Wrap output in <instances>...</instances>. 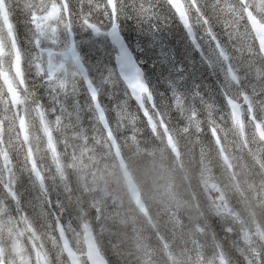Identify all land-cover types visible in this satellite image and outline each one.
Segmentation results:
<instances>
[{
  "label": "trees",
  "instance_id": "obj_1",
  "mask_svg": "<svg viewBox=\"0 0 264 264\" xmlns=\"http://www.w3.org/2000/svg\"><path fill=\"white\" fill-rule=\"evenodd\" d=\"M68 1L71 15L74 16L77 14L76 5L81 0ZM205 1L213 3L214 0ZM219 2L220 0L209 11L211 21L217 22L219 18L220 7L217 6ZM99 10V7L97 10L95 9L93 16H97V19L102 23L103 19L99 17ZM106 10L107 22H109L110 14L107 7ZM200 10V8L199 11L192 10L193 19L204 13V9ZM117 17L123 35L136 52L141 66L146 71L152 93L155 96L156 106L163 114L182 151L184 165L182 164V169H179L174 166L175 161L164 145L161 132H153L148 122L141 117L137 120L138 128L133 131L122 132L123 139L127 143H131L132 133L136 132V145L134 146L132 143L130 145L132 148H139L141 153L137 157H132L124 150L123 155L130 175L143 188L144 192L146 191L147 195L150 193L152 195L155 189L153 186L159 187L161 183L171 188L169 197L165 200H160L161 197L158 194L153 197V200H148L152 207L151 216L158 221V228L165 231V233L160 232L158 234L161 264H175V258L180 250L192 241L200 240L202 236L204 248L226 253L225 257L230 264H247L248 261L240 255V248L235 244L237 241H234L233 235H231V233L238 232L237 223L231 222L229 217H226L227 212L220 211L218 213L214 210L201 185L205 178L209 186L215 187L229 212H232L234 208L242 214L247 212L241 206L238 193L230 188L231 183L227 177L224 162L222 164L217 147L213 142L214 136L209 127L210 111L209 109L206 110L209 104L204 103L207 97L209 101L212 102L213 100V103L223 109L220 104L223 99L211 84L218 86L216 74H213L209 70L211 67L199 59L185 31L165 0H117ZM195 30L196 32L199 30L197 25H195ZM218 30L222 33L225 29L219 28ZM202 32L204 33L205 30L202 29ZM215 33L217 32L209 31V34ZM198 35L200 37V34ZM177 75L180 83H178ZM169 81H172V84ZM118 84H122L121 81ZM181 84L182 86H180ZM126 93V89L122 86L118 94L127 96ZM118 98L124 105L123 98ZM185 100L186 104L189 103L188 105L185 104ZM118 103H120L119 100ZM189 107L198 113L195 115L196 120L194 122L198 127L197 130L189 126ZM118 108H120L119 105ZM183 109L186 113H183ZM116 110L118 109H114L111 114L113 119H117L115 116L118 111ZM180 118L184 119H182L183 122L180 121ZM89 119L90 117L86 121L89 122ZM92 121L94 126L91 128L99 129L98 131L101 132L96 120L93 118ZM176 123H180L178 127ZM138 129H140L139 132H137ZM97 137L106 143L104 135L99 134ZM263 154V148H258L248 154L252 158L249 159L251 163L247 164L252 166L251 169L255 173L260 172V174L254 175L252 179V184L258 188L263 186L262 178L264 181ZM157 161H162V165L157 164ZM155 172L161 173V177L156 176ZM256 198L261 199L262 196L258 195ZM176 202L177 204L173 205ZM167 224H174V226H167ZM125 255L124 252L119 253L112 250L107 252L106 257L110 264H132L131 259L124 257ZM249 262L251 264H264V243L263 246H260L258 253L249 256Z\"/></svg>",
  "mask_w": 264,
  "mask_h": 264
},
{
  "label": "rangeland",
  "instance_id": "obj_2",
  "mask_svg": "<svg viewBox=\"0 0 264 264\" xmlns=\"http://www.w3.org/2000/svg\"><path fill=\"white\" fill-rule=\"evenodd\" d=\"M104 1L106 2V0ZM217 2L218 0H214L213 3H210V6L214 7ZM220 3L221 8L219 12V18L216 23H210V21H208L206 24L203 23L204 26L202 27L201 22H203V20L201 17L198 18L199 27L205 30L204 33L202 30L200 31V44L206 50L207 56L209 55L207 45L213 47L215 54L219 55L216 57L211 54L209 59L211 64L214 66L215 73L220 79V95L228 84L233 87L237 94L240 93V89L237 86L240 74L234 75L232 73V66L237 65L242 68H247L249 66L253 67L255 74H250L244 81L250 82L248 87V92L250 95L245 97L244 94H240V98L242 100L246 101L248 99V101H250V96H255L261 91H264V59L261 56V50L258 49L255 42L253 26L250 24V20L246 21L245 19V5H248L249 8L258 13L264 19V9L262 8V6H264V0H249V2H246L245 0H237L236 4L233 2V0L231 2L226 1V3L224 0H220ZM97 6L100 8L99 14L107 20V10L104 5L100 3V0H85V13L89 15L90 19L87 20L84 16V20L89 21L92 27L94 26L92 21L93 12ZM51 10H49L47 13H50ZM56 12L58 14L59 10ZM224 17L226 18V22L224 21ZM39 23L40 22H38V24ZM228 24L231 25L229 31L226 32L224 30L221 34L216 35L209 34V31H216L219 28L225 29ZM108 27L109 25L106 22L104 27L101 29V32L103 30L107 31ZM38 28L39 26L37 25L35 27L36 32H39ZM57 28L64 29L65 25L63 22H60L57 19L55 14L50 22L46 24V29L44 32L42 31L35 36V42H26L27 47L32 46L34 51L32 52V58L34 60L31 66L33 67L34 71L41 70L53 75V83L57 86H63L64 84L69 87L78 86L79 74L70 59L69 42L67 41L65 44H62L60 39L57 36H54ZM82 28H88V26L82 25ZM48 29L49 34H47ZM86 32L87 31L79 32L82 38L86 37ZM0 33L5 39L6 32L4 31L3 24ZM98 35V28H96L94 32H91L89 37L96 38ZM8 38L11 39V36L8 35ZM6 41L7 46L3 47L0 44V48L3 50H9L10 54L14 56L17 51L13 46L18 47L20 50V40L16 42H12L10 40ZM189 42L191 43L190 40ZM236 48L241 49L242 52L238 54V56L230 55L231 52L229 50H234ZM84 49H87L86 45L83 47V50ZM9 52H7V55H9ZM86 54L89 57L93 71L98 73L97 62L91 61L93 51L88 48ZM101 54H104L103 50ZM114 54L115 49L113 47H108L105 55L106 57L111 58L112 61L109 63L107 62L105 68L111 71L112 81L117 83L120 82V79L117 75H113V71H115V67L113 66ZM8 61L9 56L3 60L4 65H0V115L5 116L6 112L10 110L16 111V117L13 123L17 128L21 127L22 131H24L29 126V119L31 116L29 118L21 116L15 104L13 105L12 103H9L6 105L3 99V93L5 89L3 79H5L4 77L7 75L11 76L12 68L17 65V58H14L13 65L9 68V70H6L5 68L8 69ZM99 62L100 61H98V63ZM224 67H229V72H224ZM214 70L212 69L213 73ZM97 75L100 76V74ZM12 84H14L13 81ZM13 89H10V91L14 92ZM49 97L52 99L58 98L60 97V94L52 93L49 95ZM235 100V102H239L237 99ZM223 101L225 103V107L228 108L224 99ZM65 109L66 107L64 105L57 106L55 101H48L42 105V111L39 114L40 119L47 118L49 120L46 124L51 129L52 133L55 134V136L61 134V132H55V129L59 124V116H70L69 113H66ZM243 117L245 118V115H243ZM247 118L249 117L247 116ZM69 119L70 118H68V120ZM226 123L228 128L234 125L235 129L238 130L239 125L243 124L242 112L233 114L228 109ZM2 126H5V124L0 123V134L2 132ZM221 137L223 138V136ZM217 140L221 142V139L217 138ZM222 143H224V139H222ZM12 145L13 144L8 140L1 142L0 154H2V164L4 171L0 173V181L4 184L6 194H17L20 196L21 200L18 203L14 201L13 203H16L15 205L12 203L14 206L11 214L7 213V206L0 204V264H3L2 261H5L6 264H84V253H82L80 249L84 226L94 224L96 227V233L101 237L106 236L104 220H102L101 214L99 217L94 214V212L98 213V207L94 204L95 196L89 192L85 194H81L80 192L73 194L71 201L69 202V208L66 210V214L63 216V220H60L62 217L61 214H57L55 216V211L61 210L59 206L51 210L49 213L51 217L60 220L62 225L58 224L52 229L50 227L48 228L43 209L47 207L49 200L43 198V194L39 193V191L35 192L36 196L32 195V200H29L27 196L23 197V193L25 189H28V186H34L36 190L35 184H38L39 179L32 180L24 178L22 181H20L21 183H18L16 176L9 168V156L14 154V148ZM223 145L224 144H222V148ZM258 148L264 149V144L258 143L250 151H241L239 149L238 151L234 150L230 154V161L226 166L234 181L238 182V180H244L241 173L244 163H247L244 160L251 151H255ZM94 152L95 148L93 147H90L86 150H81L80 154L77 149H73L71 146L56 148L54 158L57 161V164L55 165L54 169L61 172L62 170H67L68 167L77 163L78 161L81 164H84L85 162H91L94 158ZM16 183H18V186H16ZM44 186L42 184L41 188ZM207 191L214 210H216L218 213L220 211H225L224 205L220 202V196H217L218 193L215 187L208 186ZM248 195L253 197L257 195V192L251 190L249 191ZM119 199L120 196L118 193H113L108 198L101 194L98 199V202L103 204L101 212L103 210L106 211L108 209V205H117ZM131 202H133L140 211L142 210L139 201V193L135 189H131V200H129L128 203ZM261 202V200H258L256 204L261 206ZM14 216H16V218ZM228 216H230V214L226 217ZM75 217H77V222L76 220L73 222ZM256 218H260V216L258 215ZM21 230L23 231L21 232ZM258 231L264 241V231L261 228H258ZM9 238L14 245L10 242L5 243V241H7ZM138 249V255L145 254V248L143 246H140ZM11 251H13L12 255ZM26 252L29 255H26ZM150 257L153 261H155L154 257L151 255ZM191 260L194 264H199L198 260H196V257L195 259L192 258Z\"/></svg>",
  "mask_w": 264,
  "mask_h": 264
},
{
  "label": "water",
  "instance_id": "obj_3",
  "mask_svg": "<svg viewBox=\"0 0 264 264\" xmlns=\"http://www.w3.org/2000/svg\"><path fill=\"white\" fill-rule=\"evenodd\" d=\"M64 7L66 8V0H61ZM111 11L113 13V25L111 27V29L109 30V38L112 41V43H114L120 53V56H116V64L118 66L119 69V73L122 76V79L125 81L126 84H128L131 88V94L134 97V99L140 104V106L143 108V93H148V88L144 79V74L143 71L141 70V68L138 66V64L136 63L134 57L132 56V54L130 53V51L128 50L122 36L120 35L119 29L116 26V20H115V3L114 0H108ZM170 4L173 6V8L175 9V11L177 12V14L179 15L184 27L186 28L191 40L195 43V45L198 47L196 40H195V36L193 33V30L189 24V20H188V16L185 13V8L183 3L181 2V0H169ZM248 11V10H247ZM248 16L250 19V22L254 28L255 31V35L256 38L261 46V53L264 55V26H260L258 21L255 20L250 11H248ZM72 58L77 66V68L79 69L85 83L87 84L88 89L89 87V77H88V73L87 70L83 67L80 59H79V55L77 54L74 45L72 47ZM235 104V103H234ZM233 105V104H232ZM234 110H238V108H234ZM100 116V121L102 123V125L104 126L105 123V115L103 113V111H101V113L99 114ZM112 143L114 144V140L111 139ZM168 142L170 144V146H172L171 144V137L168 136ZM175 152H177V150H174ZM96 264H107V262L99 257L98 261L96 262Z\"/></svg>",
  "mask_w": 264,
  "mask_h": 264
},
{
  "label": "bare ground",
  "instance_id": "obj_4",
  "mask_svg": "<svg viewBox=\"0 0 264 264\" xmlns=\"http://www.w3.org/2000/svg\"><path fill=\"white\" fill-rule=\"evenodd\" d=\"M201 11V10H200ZM257 57V56H256ZM145 79H146V85H147V88H148V91H152L151 90V86H150V83H149V80H148V78H147V74H146V71H145ZM173 80V79H172ZM185 80V79H184ZM170 82V81H169ZM172 82V81H171ZM170 82V83H171ZM122 84H118V82L117 83H114L111 79H109L106 75H104V74H100V76H98L97 74H95L94 76H93V80L92 81H90V83H89V89L91 90V91H93V92H112L113 94H118L120 91H121V87L122 86H124V88L126 89V92L127 93H131V88H130V86L128 85V84H126V83H124V82H121ZM175 83V82H174ZM154 84V83H153ZM172 84V83H171ZM191 84V83H190ZM189 84V85H190ZM212 85H213V87H215V89L218 91V93L220 94V92H219V88H218V86L217 85H214L213 83H211ZM84 85L87 87V84L84 82ZM163 86V85H162ZM180 86H182V84L180 85ZM188 87V86H187ZM88 88V87H87ZM153 88V87H152ZM156 88V87H155ZM167 90V89H166ZM191 90V89H190ZM221 90V89H220ZM161 91V90H160ZM155 92V91H154ZM163 92V91H162ZM187 93V92H186ZM190 93H191V91H190ZM168 94V93H167ZM192 94V93H191ZM165 95V94H164ZM180 95V94H179ZM112 96V95H111ZM181 96V95H180ZM183 96H185V95H183ZM193 96V95H192ZM195 96V95H194ZM176 97V96H175ZM181 98V97H180ZM189 99V98H188ZM188 99H187V101H188ZM177 100V99H176ZM186 101V100H185ZM190 101V100H189ZM179 102V101H178ZM173 103V102H172ZM206 105H208V104H210L211 103V101H209V98L207 97V100L204 102ZM157 104V103H156ZM163 104V103H162ZM169 104V103H168ZM179 104V103H178ZM185 104H186V102H185ZM189 104V103H188ZM188 104H186V105H188ZM167 105V104H166ZM183 105V104H182ZM183 107V106H182ZM52 109V108H51ZM179 109V108H178ZM185 109V108H184ZM184 109H183V113L185 112L184 111ZM172 110V109H171ZM186 110V109H185ZM192 110V108H190L189 107V113H190V111ZM116 111H118V110H116ZM182 111V110H181ZM179 112V111H178ZM186 113V112H185ZM188 113V112H187ZM181 114H182V112H181ZM196 114H198V113H196ZM186 115V114H185ZM188 115V114H187ZM200 115V114H199ZM183 116V115H182ZM181 116V117H182ZM202 117V116H201ZM208 117V116H207ZM179 119V118H178ZM181 119V118H180ZM183 119V118H182ZM182 119L180 120V121H182ZM199 119V118H198ZM184 120V119H183ZM189 120H190V114H189V119H188V122H189ZM179 121V120H178ZM93 121H92V119L90 118L89 119V122H87L86 121V126H94L93 125V123H92ZM183 122V121H182ZM141 123V122H140ZM147 123V122H146ZM145 124V123H144ZM177 124V123H176ZM178 124H180V123H178ZM176 125L177 127L179 126V125ZM182 124V123H181ZM185 124V123H184ZM202 125V124H201ZM147 126V125H146ZM138 128V127H137ZM147 131V130H146ZM94 132V131H93ZM60 133V132H59ZM177 133V132H176ZM123 134V133H122ZM125 134V133H124ZM128 134V133H127ZM184 134H186V133H184ZM129 135V134H128ZM147 136V135H146ZM122 137H123V135H122ZM125 137V136H124ZM130 137V136H129ZM160 139V138H159ZM127 140V139H126ZM186 140V139H185ZM158 141V140H157ZM192 145H194V146H198L197 144H192ZM190 146V145H189ZM162 149V148H161ZM166 149V148H165ZM140 150V149H139ZM58 152V151H57ZM166 152V151H165ZM159 154V153H158ZM164 154V153H163ZM162 154V155H163ZM143 155V154H142ZM168 155V154H167ZM264 155V154H263ZM166 156V155H165ZM142 157V156H141ZM144 157V156H143ZM195 157V156H194ZM132 158V157H131ZM139 158V157H138ZM148 158V157H147ZM150 158V157H149ZM240 158H242V157H240ZM259 158V157H258ZM152 160V159H151ZM168 160V159H167ZM195 160V159H194ZM202 160V159H201ZM261 161V160H260ZM162 162V161H161ZM198 162V161H197ZM152 163H153V161H152ZM167 163V162H166ZM200 163V162H199ZM262 163V162H261ZM157 165V164H156ZM172 165V164H171ZM184 165V164H183ZM165 166V165H164ZM175 166V165H174ZM156 168V167H155ZM185 168V167H184ZM155 170V169H154ZM156 171V170H155ZM162 172V171H161ZM163 173V172H162ZM174 173V172H173ZM168 174V173H167ZM171 174V173H170ZM169 174V175H170ZM140 175V174H139ZM143 175V174H142ZM151 176V175H150ZM135 177V176H134ZM145 178V177H144ZM160 179V178H159ZM172 181V180H171ZM147 182V181H146ZM162 182V181H161ZM149 183V182H148ZM152 183V182H151ZM162 184V183H161ZM160 184V185H161ZM4 184L0 181V204H2V205H5V206H7V208H8V214H11L12 213V209H13V206L14 205H12L8 200H7V198H6V196H5V193H4ZM155 188V187H154ZM173 188V187H172ZM153 190V189H152ZM173 192V191H172ZM256 192V191H255ZM116 195V194H115ZM88 196V195H87ZM113 199V198H112ZM107 200V199H106ZM83 201V200H82ZM92 201V200H91ZM117 203V202H116ZM187 205V204H186ZM82 208V207H81ZM188 209V208H187ZM184 211V210H183ZM188 213V212H187ZM185 214V213H184ZM185 216V215H184ZM15 218H16V216H14ZM184 219V218H183ZM182 219V220H183ZM76 222H77V220H76ZM196 222V221H195ZM166 223V222H165ZM99 225V224H98ZM71 226V225H70ZM23 230H21V232H22ZM177 232V231H176ZM17 233H19V232H17ZM168 233V232H167ZM165 236V235H164ZM171 238H174V237H171ZM225 250V249H224ZM233 250V249H232ZM235 251V250H234ZM231 252V251H230ZM114 257V256H113ZM131 264V263H130Z\"/></svg>",
  "mask_w": 264,
  "mask_h": 264
}]
</instances>
